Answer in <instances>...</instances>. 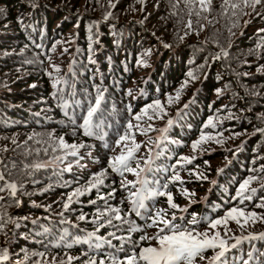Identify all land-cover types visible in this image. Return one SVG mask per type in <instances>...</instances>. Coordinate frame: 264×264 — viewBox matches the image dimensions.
Returning <instances> with one entry per match:
<instances>
[{
    "label": "trees",
    "instance_id": "obj_1",
    "mask_svg": "<svg viewBox=\"0 0 264 264\" xmlns=\"http://www.w3.org/2000/svg\"><path fill=\"white\" fill-rule=\"evenodd\" d=\"M219 2L225 5L211 0L202 10L198 0L191 6L186 0H111L115 7L110 0H0V172L17 185L14 196L0 191V249L9 254L0 264H120L145 246L139 228L156 233L146 227L149 209H165L169 219L174 213L182 225L194 211L202 214L195 227H207L226 216L245 180L251 178L246 196L264 193V32L258 31L264 29V0L249 7L250 15L223 10ZM91 56L95 61L86 64ZM99 94L93 123L103 120V139L85 136L80 127ZM130 105L135 112L147 108L154 127L166 124L160 135L154 128L149 156L134 154L148 186L166 193L145 200L140 215L130 197L140 184L122 192L108 158H98L127 131ZM209 118L212 125L205 127ZM61 140L69 146L82 140L90 153L65 149ZM96 158L109 188L71 202L73 191L53 193L58 184L52 175L63 182L78 174L81 181L89 165L83 162ZM182 193L206 195L186 211L178 205L189 201ZM168 194L178 208H170ZM105 206L119 211L110 215ZM69 209L79 219L64 216ZM99 212L109 220L102 222ZM109 221H125L126 239L109 235ZM238 232L230 227L222 235L228 245L223 264H264V254L231 247Z\"/></svg>",
    "mask_w": 264,
    "mask_h": 264
},
{
    "label": "snow or ice",
    "instance_id": "obj_2",
    "mask_svg": "<svg viewBox=\"0 0 264 264\" xmlns=\"http://www.w3.org/2000/svg\"><path fill=\"white\" fill-rule=\"evenodd\" d=\"M186 3L191 6L193 3V0H186ZM199 5L201 6L202 10H208V7L211 4V0H198ZM262 3V0H242V4L244 7H252L253 10L255 9V6ZM225 5L230 6L233 9L241 7L240 4L231 3L229 5V0H225ZM37 5L34 3L33 7H36ZM110 6L115 7L114 4H111L110 0ZM2 11V10H0ZM199 15V12L196 13ZM108 15H111V13H108ZM188 28H192V22L189 21L187 24ZM258 31L264 32V29H259ZM262 43H264V37L261 38ZM261 45H257V47H260ZM165 47H168V45H165ZM219 59V56L216 57ZM261 71H264V66H261ZM59 71V69H57ZM189 75H192L189 73ZM55 86V84H54ZM34 87V85H33ZM219 91V90H218ZM131 94V92H129ZM103 99L102 94L98 95V98L95 100L94 106L89 107L87 111V116L84 118L82 125H80L81 128H83V134L85 136L89 137H98L99 139H103L104 133L102 131L103 126V120H99L97 123H93L94 116L97 115L98 110L101 107V100ZM176 99H179V94H177ZM169 102H172V98L169 97ZM154 107L153 105H149L148 108ZM155 107H161L160 101L155 102ZM187 107V105L185 106ZM148 109L146 108L144 110V113L146 114ZM136 120H140L141 116L137 115L135 117ZM169 124H172V121H168ZM212 125V119L209 118L208 123L205 125V127ZM128 130H131L133 128V125L131 122L127 125ZM259 131H264V129H260ZM132 139L134 140V134L131 133V131H126L123 135L119 137V139L116 141V146H120L123 141ZM204 139V136L202 134L201 140ZM196 142L193 144V148L195 149L197 147ZM61 144L63 147H84V145H67L63 143V140H61ZM105 147H109L107 144ZM138 144H134L132 147H129L128 145H124L120 154L113 156L109 161V168L112 169V171L120 174L123 176L125 172H130L134 174L137 177L136 181H122V186L124 188H128L129 185L132 186V188L136 187V184H140V188L136 189L135 191L130 192L131 202H132V210L136 212L137 215H140V209H144L146 207L144 201L150 198H154L157 196L165 195V192L160 191L158 188L153 189L148 186V181L146 178L142 177V173L145 172L146 169L139 168V162L135 160L134 153L136 150L139 149ZM114 150V149H113ZM73 155H76L75 152H73ZM186 159V158H184ZM137 163V167L133 168L132 163ZM35 167L39 168L41 165L37 164ZM106 171V170H105ZM105 172L99 173L96 177H94L96 183L92 185V187H96L98 184L103 183L102 177L104 176ZM176 179L179 180V176H176ZM0 181H5V175L3 172H0ZM251 182V178L248 180H245L244 183L240 185V190L237 193L239 197H242L243 199H251V196H246L245 191L247 190V185ZM163 187H167L164 185ZM264 187V185H262ZM5 188L10 190V193L14 196L17 191V185L15 183L7 182L5 181L4 185H0V191H4ZM252 193H255L256 189H251ZM83 193L80 192L79 189H77L71 196H69V202L72 201V196H79ZM0 199H3V197H0ZM168 202L170 205V208H178L179 206L175 203H172V196L168 194ZM261 207H264V204L260 205ZM68 207V204H65V208ZM114 211H119L114 210ZM149 215L147 216V219L151 221L146 225L147 228L155 227L157 228V231L154 235L148 236L147 234H143L140 237L141 241H146L147 246H140V250L138 252L134 251L131 255H129L126 258V261L120 262V264H196L197 258L200 260L208 259V264H216V261H220L221 264H223L222 257L225 256L226 251L228 250L227 242L224 238H222L221 233L219 231H215L211 235L208 231L200 232L195 227L200 223L199 220H197L195 217L188 222L186 225L178 224L176 223V216L173 213L172 217L168 218L167 210L165 209H156L152 210L149 209ZM257 217V214L255 212L252 213H245V211L241 208H232L230 209L226 216L224 218L216 219L212 222H210L209 227L211 229H216L219 225H224L226 232L227 229V222L229 219L235 220V222L240 225L241 227L244 226V224L248 223L249 219H255ZM117 219H121L120 216L116 217ZM241 218H243V223H241ZM80 219H85V217L81 216ZM260 219H264V217H260ZM111 223V221H109ZM162 225V226H161ZM135 228H130V231H135ZM90 236H94L95 233H90ZM100 239V238H98ZM243 239H247L249 241L255 240V239H264V233H260L259 235H250L248 237H243ZM156 241L155 244H152L151 241ZM241 242V238H236V244L231 245V247H236L237 244ZM100 245L97 244L96 247H99ZM219 248L220 250L216 252L214 256L211 258H206L204 253L208 251L209 249L216 250ZM249 257H251V253H249ZM9 259V254L7 249H0V261H6ZM71 259V258H70ZM91 264H95V261H92ZM100 264H103V261L100 262ZM242 264H248V261H243Z\"/></svg>",
    "mask_w": 264,
    "mask_h": 264
},
{
    "label": "rangeland",
    "instance_id": "obj_3",
    "mask_svg": "<svg viewBox=\"0 0 264 264\" xmlns=\"http://www.w3.org/2000/svg\"><path fill=\"white\" fill-rule=\"evenodd\" d=\"M237 4H240L241 7L237 8V9H233V11L242 10L244 13L250 15L249 7H244L243 4H242V1L237 2ZM219 7H221L223 10L226 9L225 5H223L222 2H219ZM256 7H257V5H256ZM68 55H70V53H68ZM67 60H68V62L72 60V53H71V56H69V58ZM94 61L95 60L92 59V56H91V57L87 58L85 63L86 64L87 63L90 64L91 62H94ZM83 64L84 63L82 62L80 68L83 67ZM130 106H131V113L128 116V118H129V122L132 123L133 128L131 130H128V128H127V131H131V133L134 134V140H132V139L125 140V141L122 142V144L120 146H116V142H114L113 144H111V148L108 147L106 149H103V152H99V154H98V158L99 159H101L103 156H106V158H108V162L105 163L106 165H108V167H109L110 159L113 156L119 155L121 150H122V148H123V146L125 144L128 145L129 147H132L134 144H138L140 146L139 149L136 150L138 152V155L140 153H142V154H144V156H146V155L149 156V154L152 151V146L150 144L151 140L153 139V137H155L157 131H159V135H160L165 129L166 124H164L163 122H160V121L156 122L155 127L153 126V123H152L151 117H150V111H147L146 114L144 113V109H141L139 112H135V110L138 109V108L134 107L133 105H130ZM137 115L141 116L140 120H136L135 119V117ZM154 128H156L158 130L153 132ZM69 144H70V146L71 145H77V146L84 145V147H77L79 149L81 148L82 150H84V152L85 151L88 152V151L91 150V146L87 145V143L83 142L82 140L78 141V143H75V144H71V143H69ZM67 148H65V149H67ZM70 148L73 151L75 150L72 147H70ZM82 150H81V152H82ZM109 150H110V152H109ZM136 151H135V153H136ZM88 153H90V152H88ZM88 157H89V155H88ZM83 163H85V164L89 163V165H88V168H87L88 172L86 173V176H83V179L81 181L77 179V175L78 174H72V176L68 175L70 177L69 180L68 181H63V182L56 181L55 179L58 176L57 175H52L51 179L58 184V186L55 187L56 190L53 193H61L62 191H67V192L73 191L72 193H74L77 189H79L80 192H82V193H88L92 189L93 190L95 189V191L100 192L101 188H104V187L109 188V185L106 183L107 182L106 181L107 177H106L105 174L102 177L103 183L98 184L96 187H92V185L96 183L94 177H96L99 173L103 172L102 171L103 168H102V166H100L99 160H97V158L94 161H90L89 160L88 162L84 161ZM135 164L136 163L133 162L132 163V167H135ZM75 166H77L76 167L77 169L79 168V164H77ZM47 173H50V170H48ZM110 173H111L112 177L116 175V177H117V185L120 186L121 191L124 192V193L128 192L130 186H128V188H124L122 186L121 182L122 181H132L131 179L133 177V174L130 173V172H125L123 174V176H121L120 174L112 171V169L110 170ZM59 179L60 178L58 177V180ZM99 194H101V193H99ZM189 194L194 195L193 193H182L181 194L183 196L188 195L189 196L188 197L189 201H186V202L183 201V202H179L178 203V205H180L186 211H191L192 208L197 203H199L200 201H203V199H204V197L206 195V193H204L201 198L199 196L193 198ZM250 196L252 197L250 200L249 199H243L242 197L237 196L233 200L234 201L233 204L230 205L229 207L225 208V210H226L225 214H227V212L230 209H232V208H241V209H243L245 211L246 214L255 212L257 214V217L255 218V219H257V224L254 222L253 219H249L251 224L246 223V224H244L243 227H241L240 225H238L235 222V220L229 219L228 222H227V229L230 228V227H237L239 229V232L234 234L233 238L235 240V243H236V238H241V242L239 243V245L241 246V248L247 249V251L244 252V253L255 251L257 253H262L261 255H263L264 254V239H255V240H251V241H249L247 239H243V237H248L250 235H259L260 233H264V227L260 229L261 226H264V219H260V217H264V207L260 206L261 204H264V193H256L255 195L251 194ZM113 200H114V198H112L110 200V202H112ZM252 201L254 202L253 205H255V207H252ZM98 202H100V200H97V203ZM70 208H73V207H70ZM103 209L107 213H109L110 215H111L112 212H114V210H113V208L111 206H109V207L105 206ZM98 214L102 217L101 218L102 222H106V221L109 220V217L108 218L105 217L102 212H99ZM63 215L71 217L72 219H75V220L79 219L78 218V212H74V211H72V209L66 210L63 213ZM191 215H193V217H197L196 218L197 220H200L201 217H202V214L199 215L197 213H194V211L191 213ZM127 218L128 217L126 215V219ZM220 218H222V216ZM220 218H218V219H220ZM241 223H243V218H241ZM117 225H120V226H117ZM109 226H110L109 227V230H110L109 235L116 234L117 236L120 235L122 237L120 239H126L124 234L128 232L127 231L128 227H127L125 221H122V223L121 222H117V221H115L113 223L111 222V223H109ZM113 226H115V227H113ZM67 227L70 228L71 231L73 232L75 230L74 228L76 226L73 225V224H70V226H67ZM196 228L200 232L208 231L210 235L212 233H214L215 231H219L221 233V236H222L226 232L224 225H219V226H217L216 229H211L209 227V225L207 227H205L204 224H203L201 227H199V228L196 227ZM139 230L141 231L142 235L143 234H147L148 236H152L153 235L152 232H150L148 229H146L144 227L139 228ZM246 230H248V231H246ZM63 233H64V236H62V240H65V238L67 236H65V232H63ZM68 237H70V236H68ZM68 240H72V239L68 238ZM142 242L145 244V246H147V242L146 241H142ZM151 243L155 244V241L153 240V241H151ZM138 249H140L139 246H138ZM214 252H215L214 250L209 249L208 251H206L204 253V255H205L206 258H211L213 256ZM11 263L14 264L12 261H11ZM206 263H208V259L200 260L199 258H197V260H196V264H206ZM20 264H29V262L23 259V260H21Z\"/></svg>",
    "mask_w": 264,
    "mask_h": 264
}]
</instances>
